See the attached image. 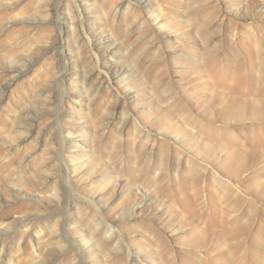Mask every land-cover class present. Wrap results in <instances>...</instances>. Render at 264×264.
Listing matches in <instances>:
<instances>
[{
  "label": "rangeland",
  "instance_id": "rangeland-1",
  "mask_svg": "<svg viewBox=\"0 0 264 264\" xmlns=\"http://www.w3.org/2000/svg\"><path fill=\"white\" fill-rule=\"evenodd\" d=\"M248 1L0 0V264H264Z\"/></svg>",
  "mask_w": 264,
  "mask_h": 264
},
{
  "label": "bare ground",
  "instance_id": "bare-ground-1",
  "mask_svg": "<svg viewBox=\"0 0 264 264\" xmlns=\"http://www.w3.org/2000/svg\"><path fill=\"white\" fill-rule=\"evenodd\" d=\"M143 3H146V2H143ZM147 4V3H146ZM248 9H256L258 7V4L256 3V0H249L247 2V5ZM253 11V10H252ZM34 246V245H33ZM34 250V253L37 252L38 254V250H35V248L33 249Z\"/></svg>",
  "mask_w": 264,
  "mask_h": 264
}]
</instances>
